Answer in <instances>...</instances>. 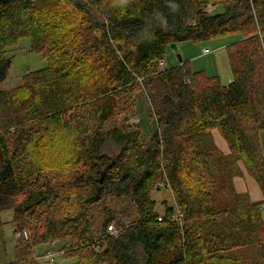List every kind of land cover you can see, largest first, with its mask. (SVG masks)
Masks as SVG:
<instances>
[{
    "label": "trees",
    "instance_id": "obj_1",
    "mask_svg": "<svg viewBox=\"0 0 264 264\" xmlns=\"http://www.w3.org/2000/svg\"><path fill=\"white\" fill-rule=\"evenodd\" d=\"M35 1L0 0V83L11 65L6 48L27 37L36 50L46 36V15L38 13ZM57 2L88 18L98 60L83 63L81 71L79 64L57 68L47 57L46 68L0 92V107L21 114L0 125V212L12 210L14 233H26L17 238L15 260L8 264H38L33 248L58 241L65 242V255L76 257L73 264H209L217 254L246 246H256L258 263L264 264V155L258 139L264 130V0ZM216 4L219 11H205ZM73 15L68 20H76ZM68 20L61 29L74 40ZM228 34L241 38L227 47L232 73L227 86L191 71L186 62L158 70L170 43ZM136 88L155 124L146 143L139 142L140 129L104 125L123 101L134 105L126 94ZM60 130L74 136L71 162L78 167L61 185L40 186L35 176L42 170L63 168L61 160L52 164L46 158ZM211 130L227 142L229 155H219L205 142ZM8 133L15 135L11 150ZM107 142L118 150L113 158L103 153ZM238 161L259 185L262 202L232 191ZM218 174L221 181L215 180ZM160 182L170 188L175 203L161 215L150 196ZM76 192L82 206L124 198L135 218L128 226L118 222L115 237L104 232L95 238L86 210L57 218L34 210L50 197ZM22 194L17 207L14 199ZM175 209L180 223L170 218ZM112 219L102 224L105 231Z\"/></svg>",
    "mask_w": 264,
    "mask_h": 264
},
{
    "label": "rangeland",
    "instance_id": "obj_2",
    "mask_svg": "<svg viewBox=\"0 0 264 264\" xmlns=\"http://www.w3.org/2000/svg\"><path fill=\"white\" fill-rule=\"evenodd\" d=\"M212 6L214 5H210L205 9L208 14L216 10L219 11V4H216L213 8ZM35 8L41 16L46 15L45 18L42 19L43 25L46 28V36L39 42L38 48H36V50L34 49L35 51L32 48L30 39L27 37L19 38L16 44L6 48L5 57L11 61V65L5 80L0 83V92L20 86L22 78L26 74L46 68L49 61L47 57L51 59L50 62L57 68L79 64V69L81 71L83 70V63L93 64V61L97 63L98 52L91 47L96 32L89 29L90 23H88V18L86 16L79 15L74 11L72 12L64 4L58 3L57 0H36ZM72 14H74L73 16H75L76 20H68ZM91 19H93L94 22H98V18ZM66 20L73 21L70 28H73V36L75 35L74 40L69 39V35L66 36L65 30L61 29V24ZM66 37L68 39L67 43L63 41ZM85 38L90 41L87 43ZM240 38L241 36L238 34H228L199 42L182 41L176 44V52H173L169 46H167L164 53V61L167 67H171L178 63L176 55H179L182 63L186 62L191 71H203V73L209 77H217L221 85L227 86L232 81L227 47ZM37 50H41L42 52L39 53ZM126 97L131 98L134 105L129 106V100L123 101L117 109L116 114L113 116V119H110V121L104 123V125L108 128L112 124H123L129 125L130 130L140 129L141 135L139 142L146 143L150 139L152 130H154L155 127L153 117H147L148 105L147 101L145 102L146 98L138 88L127 92ZM20 116L21 114L16 111H4L3 108L0 107V125L6 126L8 121L12 123L15 118ZM7 129L9 132L13 131L9 128ZM12 134L13 133H8L9 136H5L10 150L13 146V138L15 136ZM73 139L74 136L69 132H64V130H60V133H55L54 141L52 142L53 147L46 153V158L51 160L49 163L52 164L57 162V160H61V167L63 168L60 170L52 168L42 170L44 172L35 176L38 185L56 187L57 185H61L63 181L72 179V175L75 174V170L78 167V165L76 166L71 162L72 156L70 150L72 148L71 142ZM258 139L261 153L264 155V130L258 134ZM205 142L219 155L227 156L224 155L214 143L212 132L208 133ZM67 145L70 146H68L67 149L65 148L66 152L65 150L62 151L61 146ZM117 152V148L113 146L111 142H107L103 148V153L111 158H113ZM38 153L41 156V152ZM63 162H68L69 164L64 165ZM238 163H241V161H238L237 164ZM217 176L218 179L215 180L221 181L223 176L221 174ZM233 178L230 181V187L232 191L237 194L232 186ZM24 195L25 194H22L14 199L15 206H22V198ZM150 196L155 202V212L160 215L164 213L165 208L174 207V201L169 187H157V189H154L150 193ZM230 196H232L231 199L234 197L233 195ZM248 201L250 200L248 199ZM34 210L37 213L41 212L43 218H57L67 214L75 215L86 210L87 215L90 217L91 228L95 238L103 236L104 232L107 235L115 237L113 233H109L107 230L109 225H112L114 229L119 231L120 226L118 222L121 225L128 226L135 218V214L130 212L132 208L128 200L124 198L114 199L112 197H106L102 202L82 206V195H79L77 192L74 194H67V196L66 193L60 194L56 199L50 197L46 202L35 206ZM126 211H128V213H121ZM112 216H115V219H112L111 222L108 223V226L106 225L105 231V229L102 228V224ZM261 216L264 220V204L261 207ZM12 218V210L0 212V264H8L15 260L14 251L18 243V236L17 233L15 234L13 232L15 227L11 222ZM25 221L30 223L27 221V217ZM23 236L26 237V233ZM64 243L63 241H58L34 247L33 253L38 260V264L75 263L77 260L76 257H69L63 253L62 247L65 245ZM208 263L259 264L257 247L246 246L241 248V250L217 254V256L214 259H210Z\"/></svg>",
    "mask_w": 264,
    "mask_h": 264
},
{
    "label": "crops",
    "instance_id": "obj_3",
    "mask_svg": "<svg viewBox=\"0 0 264 264\" xmlns=\"http://www.w3.org/2000/svg\"><path fill=\"white\" fill-rule=\"evenodd\" d=\"M210 132H212V136L216 146L224 155H228L230 153V150L227 142L221 137L218 131L211 130ZM237 165L239 168V174L232 180V186L235 192L237 194L247 196L250 202H262L263 195L257 182L246 172L244 166L241 163H238ZM14 231L15 228L13 229V232Z\"/></svg>",
    "mask_w": 264,
    "mask_h": 264
},
{
    "label": "built area",
    "instance_id": "obj_4",
    "mask_svg": "<svg viewBox=\"0 0 264 264\" xmlns=\"http://www.w3.org/2000/svg\"><path fill=\"white\" fill-rule=\"evenodd\" d=\"M214 6H212L213 8ZM165 68H167L166 64H165V61L164 59L160 60L159 63H158V70H164ZM158 188H161V187H167L166 184H164L163 182H160L158 183L157 185ZM172 221L176 222V223H180V220H181V215L179 213V210L178 209H175V212L174 214L170 217ZM158 221H161V218H158ZM107 230L109 231V233H113L115 236L118 234L119 231H117L116 229H114V227L112 225H109L107 227ZM22 235H25V232L24 230H20L18 231L17 233V236L20 237Z\"/></svg>",
    "mask_w": 264,
    "mask_h": 264
},
{
    "label": "water",
    "instance_id": "obj_5",
    "mask_svg": "<svg viewBox=\"0 0 264 264\" xmlns=\"http://www.w3.org/2000/svg\"><path fill=\"white\" fill-rule=\"evenodd\" d=\"M168 46L173 52L177 51V46L175 43H170ZM176 58L178 60V63L181 64L182 63L181 57L179 55H176Z\"/></svg>",
    "mask_w": 264,
    "mask_h": 264
}]
</instances>
